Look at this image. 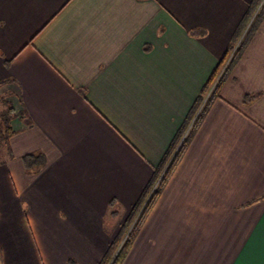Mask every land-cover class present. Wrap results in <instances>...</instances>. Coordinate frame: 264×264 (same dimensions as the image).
Returning a JSON list of instances; mask_svg holds the SVG:
<instances>
[{"label": "crops", "instance_id": "0c3cea01", "mask_svg": "<svg viewBox=\"0 0 264 264\" xmlns=\"http://www.w3.org/2000/svg\"><path fill=\"white\" fill-rule=\"evenodd\" d=\"M251 1L0 0V264L116 254ZM121 264H264V19Z\"/></svg>", "mask_w": 264, "mask_h": 264}, {"label": "trees", "instance_id": "16d2710c", "mask_svg": "<svg viewBox=\"0 0 264 264\" xmlns=\"http://www.w3.org/2000/svg\"><path fill=\"white\" fill-rule=\"evenodd\" d=\"M264 19V0H252L251 3L248 6L247 11L245 14L242 16L236 30L231 36V39L226 46L222 57L218 61L217 65L215 66L213 72L211 73L210 77L207 79L205 84L202 86L201 91L195 100L192 110H191V115L195 114L197 108L200 106V104L203 103V106L201 110L198 112L197 116L193 120L190 128L188 129L186 135L183 138V141L181 142L179 148L177 149L174 157L172 158V161L170 162L165 174L163 175L162 179L159 181L157 184L156 188L154 189L153 193L151 194L150 198L146 202L145 206L143 209L140 211L138 220L134 225L132 226L131 230L127 234V237L121 244L120 248L116 252L114 256H112L116 245L113 246V249L109 255H107L103 260L101 261L100 264H121L127 254V251L130 247L132 238L137 230L138 225L141 223L145 215L148 213L153 201L157 197V195L160 192V189L162 185L165 183L169 173L171 170L174 168L176 165L177 161L179 160L180 156L184 152L185 148L187 147L190 138L193 135V132L195 128L198 126L200 121L202 120V117L206 111V108L210 101L218 96L219 91L221 89V86L223 82L226 79V76L230 72L231 68L234 66V64L239 60L241 57L245 47L249 43L252 35L255 33V31L258 29V27L261 25ZM202 31V34H204L203 28H194L191 30V33H195V31ZM234 51L232 52V50ZM232 52V54H231ZM231 54V57L229 60H227L228 56ZM227 60V61H226ZM226 61V64L224 66V63ZM224 66V67H223ZM223 70L221 71V69ZM221 71V73H220ZM220 73V74H219ZM218 77V78H217ZM217 79V80H216ZM211 89V90H210ZM210 91V92H209ZM207 98L204 101V98ZM259 96V93H252V94H246L243 98V103L247 104L253 101L255 98ZM204 101V102H203ZM12 108L6 107L4 111L0 114V120L2 122V125L0 124V129H4V136L6 140V144L9 150L10 154V149L8 146V139L9 137L14 133L11 125H10V119L12 116ZM0 122V123H1ZM189 120L187 121L186 125L183 127V129L179 132L178 138L183 134L185 131L186 127L188 126ZM178 138L177 142L178 143ZM22 162L25 168V171L27 173H33L39 170L44 164H45V158L44 155L40 152L38 153H28L22 156ZM149 191L145 192V195L141 198L139 203L137 204L136 207L133 208V213L132 216L137 215L138 211L141 208L142 202L144 203L146 196ZM112 260V261H111ZM68 264H77L74 259H69Z\"/></svg>", "mask_w": 264, "mask_h": 264}, {"label": "rangeland", "instance_id": "374dc122", "mask_svg": "<svg viewBox=\"0 0 264 264\" xmlns=\"http://www.w3.org/2000/svg\"><path fill=\"white\" fill-rule=\"evenodd\" d=\"M230 57V55L228 56V58ZM227 58V60H228ZM226 60V61H227ZM226 61L224 63V66L226 64ZM223 66V67H224ZM223 70V68L221 69V71ZM220 71V73H221ZM219 73V74H220ZM227 77V76H226ZM218 78V77H217ZM217 80V79H216ZM5 104H4V98L0 95V114L4 111V108H5ZM1 122V120H0ZM2 125V122L0 123ZM9 156V150H8V147H7V144H6V140H5V136H4V129H0V161H2L3 159L5 158H8ZM228 232V231H227ZM229 233V232H228ZM227 238H225L226 240ZM229 245H234V242L233 241H229Z\"/></svg>", "mask_w": 264, "mask_h": 264}, {"label": "built area", "instance_id": "2783aa9c", "mask_svg": "<svg viewBox=\"0 0 264 264\" xmlns=\"http://www.w3.org/2000/svg\"><path fill=\"white\" fill-rule=\"evenodd\" d=\"M233 51H234V49L232 50V52H233ZM232 52H231V54H232ZM231 54H230V57H231ZM230 57H229V58H230ZM229 58H228V60H229ZM203 102H204V101H203ZM202 105H203V103H202ZM196 116H197V113H196V115L194 116V118L192 119V121H191L189 127L187 128V130H186V132H185V134L187 133L188 129L190 128V126H191V124H192V122H193V120L195 119ZM185 134H184V136H185ZM184 136H183V138H184ZM182 141H183V139H182L181 141L178 142V144H177V146H176V148H175V150H174V152H173L174 155H175V153H176L177 149L179 148V146H180V144H181ZM174 155L171 156V158L169 159V162H167V165L165 166V168H164V170H163L164 173H165V171L167 170V168H168L170 162L172 161V158L174 157ZM164 173H162V174H161V175H160V176H159V177L153 182V186H152V188L149 190V192H148V194H147V197H146V199H145V201H144V204H143V206L140 208V210H139L137 216H139L140 211H141V210L143 209V207L145 206L146 202H147L148 199L150 198L151 194L153 193L155 187L157 186V184L159 183V181H160L161 178L163 177Z\"/></svg>", "mask_w": 264, "mask_h": 264}]
</instances>
